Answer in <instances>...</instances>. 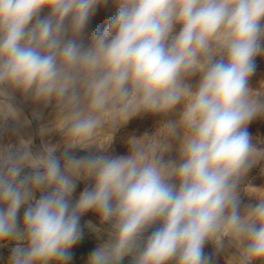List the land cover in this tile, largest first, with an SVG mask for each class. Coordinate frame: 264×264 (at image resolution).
Masks as SVG:
<instances>
[{
  "label": "clouds",
  "instance_id": "1",
  "mask_svg": "<svg viewBox=\"0 0 264 264\" xmlns=\"http://www.w3.org/2000/svg\"><path fill=\"white\" fill-rule=\"evenodd\" d=\"M108 2L0 0V132L18 136L0 143L7 264H70L85 227L101 239L87 264H213L209 244L225 264H264V187L247 184L264 161L248 131L264 119V80L249 84L264 0H114L86 38ZM18 98L52 108L39 134L59 142L34 150L20 136L30 121ZM145 115L161 119L106 154ZM88 213L99 225L81 224Z\"/></svg>",
  "mask_w": 264,
  "mask_h": 264
},
{
  "label": "rangeland",
  "instance_id": "2",
  "mask_svg": "<svg viewBox=\"0 0 264 264\" xmlns=\"http://www.w3.org/2000/svg\"><path fill=\"white\" fill-rule=\"evenodd\" d=\"M117 10V5L114 0H109L108 4L100 6L92 19L90 20L88 27L86 29V38L90 37L96 31H103L107 24L109 23L112 16ZM262 52L255 58V72L250 78L249 84L252 87H256L257 82L264 80V40L261 41ZM198 77L193 78L192 83L195 85ZM18 103L22 107L24 115L30 121V124L26 127L20 129V136L23 138L31 137L33 140L34 150H40L43 143L55 144L59 142V134H49L43 138L39 134V129L41 125L47 124L52 119V108L43 107L40 105H33L30 101H21L18 98ZM36 112L38 116L34 117L33 112ZM159 116H140L135 117L130 120L126 125L120 127L114 134L111 145L105 150L106 154L117 156L124 155L127 153L126 142L128 138L132 135L140 136L145 132H150L154 129L155 125L160 121ZM248 131L253 137H259L264 139V119L254 120L249 126ZM17 143L18 136L13 131L12 127H9L6 131L0 132V143ZM91 151L95 152V149ZM57 155H60L58 152ZM75 155L85 156L86 152L75 150ZM176 153L171 154V158H175ZM27 171V169L25 170ZM247 184L251 187L259 188L264 187V161H262L258 166L254 167L248 178ZM85 182H79L77 184L76 192L74 193V199L78 197L79 193L86 187ZM39 193L37 194V196ZM243 204L255 203L253 199H250L247 194L242 193ZM22 216V211H21ZM88 221H91L95 225H99L98 217L93 213H88L85 216ZM82 224V220H81ZM92 235L90 238L93 243L97 246L101 239L97 238L94 233H88V236ZM101 237L106 239V235L101 233ZM82 241V240H81ZM81 241L77 243V246H81ZM14 245L8 244L4 247H0V264H7L8 258L11 253V248ZM81 248L77 249V253L80 252ZM74 253V252H73ZM205 253L213 256V264H225V256L223 253L216 255L212 245L205 246ZM74 255V254H73Z\"/></svg>",
  "mask_w": 264,
  "mask_h": 264
},
{
  "label": "bare ground",
  "instance_id": "3",
  "mask_svg": "<svg viewBox=\"0 0 264 264\" xmlns=\"http://www.w3.org/2000/svg\"><path fill=\"white\" fill-rule=\"evenodd\" d=\"M85 216H83L81 218L82 225H85L86 222L88 221V219ZM88 233L91 234L93 232L89 231L87 229V227H85L84 228V236H83V239L81 241V246L75 245L73 247V249L71 250V252H72V260H71L70 264H87L88 255L96 247V245L93 243L92 239L90 238L92 235L88 236ZM79 248H81V250H80V252L77 253L76 250L79 249ZM123 264H130V259H125Z\"/></svg>",
  "mask_w": 264,
  "mask_h": 264
}]
</instances>
